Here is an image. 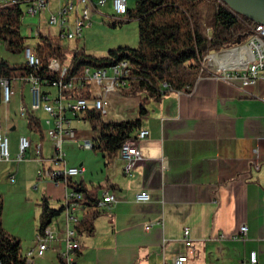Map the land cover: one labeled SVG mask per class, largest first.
<instances>
[{
    "label": "crops",
    "instance_id": "1",
    "mask_svg": "<svg viewBox=\"0 0 264 264\" xmlns=\"http://www.w3.org/2000/svg\"><path fill=\"white\" fill-rule=\"evenodd\" d=\"M51 1L41 20L47 12L49 16L55 14L65 3L57 0L52 9ZM29 27L30 23L26 26L28 33L33 28ZM39 31L43 35L48 33L44 23ZM9 105H3L0 99L3 109L0 123L6 134L17 129L19 118L15 113L8 115ZM112 105L114 115L123 118L119 121L139 118L138 131L147 130L149 136L137 142L142 162L129 176L122 173L120 152L114 157V166L111 159L104 158L93 166L88 155L68 161V166L82 170V175L72 180L93 189L99 212L94 232L89 236L78 235L80 249L76 252V264L169 262L186 253L181 239L184 228L190 230L195 252L186 264H240L250 252H255L258 264H264V82L241 88L236 82H224L209 75L200 77L190 93H171L159 99L145 94L127 97L121 89H116ZM66 119L71 128V122H80L82 116L67 114ZM20 136L29 135L17 136L12 156L17 153ZM90 137L75 133L77 140H93L95 136ZM47 140L51 144L47 147L49 151L46 156L41 151L38 164L44 165L45 159L50 161L53 156L52 142ZM63 140L64 145H74L66 136ZM255 161L257 170L253 166ZM12 163H0V176H14L13 182L8 179L10 184L16 179L10 167ZM41 182L47 181H38ZM60 184L55 186L60 189ZM48 187L46 184L47 190ZM141 192L149 196L146 203L134 200ZM105 193L114 196L115 202L103 205ZM0 198L4 207L1 192ZM65 201L66 197L57 203V208L65 207ZM31 212L30 209L28 214ZM156 221L162 225L145 231V226ZM2 226L22 241L23 254L35 246L36 231L27 237L20 227L9 226L3 211ZM67 226L65 217L51 223L49 227L59 239L39 259L40 264L52 258L59 264L58 254L65 248L63 234ZM242 226L247 228V235L235 240Z\"/></svg>",
    "mask_w": 264,
    "mask_h": 264
},
{
    "label": "trees",
    "instance_id": "2",
    "mask_svg": "<svg viewBox=\"0 0 264 264\" xmlns=\"http://www.w3.org/2000/svg\"><path fill=\"white\" fill-rule=\"evenodd\" d=\"M23 16V2L0 4V42L12 54L23 53L26 47L27 38L23 36L21 27ZM124 19L137 23V45L134 48L120 46L110 49L103 57H96L87 54L84 48L75 47L68 58L69 49L62 40L56 36L38 34L31 39L36 41L34 53L40 67L32 69L26 62L10 64L2 60L0 78L24 80L32 75L39 79L42 93L57 94L62 100L78 97L89 99L85 89L88 85L84 80L86 68H109L127 62L129 75L124 81L128 87L122 89L127 97L145 94L159 99L174 92L190 93L200 77L210 75L202 68L204 56L243 43L249 38L250 28L254 25L233 13L220 0H134L123 20L112 21L110 27L116 28ZM51 60H57L60 66L66 68L63 76L49 71ZM70 81H74L79 89L58 93V89L52 86ZM163 84L169 88L162 89ZM78 115L81 114L75 116ZM25 121L27 128L37 133L42 141L44 132L39 119L29 116ZM82 121L97 132L93 138V152L102 154L107 160L121 153L123 143L140 126L139 118L106 121L94 109L84 112ZM67 185L81 196L80 203L87 209L75 227L77 234L89 236L94 232V221L99 216L93 189H86L82 182L77 183L72 179L67 180ZM36 206L39 208L38 233H42L64 212V207L50 208L45 196ZM2 211L3 201L0 198V264H26L22 241L2 226ZM59 264H63L62 260H59Z\"/></svg>",
    "mask_w": 264,
    "mask_h": 264
},
{
    "label": "built area",
    "instance_id": "3",
    "mask_svg": "<svg viewBox=\"0 0 264 264\" xmlns=\"http://www.w3.org/2000/svg\"><path fill=\"white\" fill-rule=\"evenodd\" d=\"M49 0H0V4L7 2L24 3V18L33 19L30 23L28 37H37L38 34H43L39 31V27L44 23L47 27L48 33L51 36H56L60 40H73L74 38L80 39L84 30L90 29L95 23L93 15H99L101 18L98 23L101 25L110 26L114 17V22L123 20L129 8V0H65L64 5L57 9L55 14H51L48 19L41 20V14L46 10ZM110 1L113 14L101 15V8L106 6ZM106 18L107 19L106 21ZM72 19V20H71ZM37 22V26L34 24ZM100 25V26H101ZM29 27V28H30ZM31 32V34H30ZM44 35H48L45 33ZM25 62L28 67L38 69L40 62L36 57L34 51L26 46L23 51ZM202 68L210 75H215L219 80L224 82H236L241 88L254 87L259 82H264V25L254 24L250 28V36L243 43L237 44L227 49L217 52H210L204 56L202 60ZM49 71L55 74L64 75L66 68L60 66L57 60H51L48 65ZM129 75L127 62H120L109 68L84 70V80L88 85L85 89L89 93V99L76 98L74 100H62L60 96L42 93L40 81L36 77L30 75L26 79L0 78V99L1 103L5 106L10 104L12 99L20 96L21 104L18 111L19 118L27 119L31 116L39 118L40 113L47 115L46 136L51 140L53 145V156L51 162L54 167L44 168L40 163L37 171V178L41 181H50L54 184L63 183L65 185L66 206L64 207V217L68 224L64 230V243L65 248L60 251L58 257L62 260L63 264H76V250L80 249V242L76 226H78L81 219L79 215L84 214L85 207L81 204V196L76 194L67 185L68 179L78 178L82 175V170L78 167H70L65 163V152L63 150L64 140L66 136L68 141L80 150L92 151L93 140H77L75 132L67 126V114L77 115L83 114L88 109H94L100 112L101 116L106 121L122 120L117 115H114L112 98L116 89H125L128 84L124 78ZM53 87L58 89V93L62 90L79 89L74 81L65 84H53ZM167 84L162 85V89H168ZM23 91L28 92L29 97V110H27L23 102L25 97ZM180 93V92H177ZM66 126V127H65ZM149 136L147 130H139L135 135H131L123 143L122 155V173L129 176L135 166L142 162V156L137 147V142L145 140ZM31 147L29 136H20L17 141V153L12 156L10 151V141L7 134L3 132L0 123V163H8L13 161L20 164L25 161L26 153ZM34 160L41 162V150L39 145L36 146V151L33 157ZM112 165L114 166L115 158H111ZM113 160V161H112ZM254 168L258 169V163L253 162ZM10 182L14 181V176L10 175ZM136 203H146L149 196L145 192L135 195ZM102 204H112L115 202L114 196L105 193L101 200ZM262 207L264 211V194L262 195ZM87 211V210H86ZM154 225L161 226V221H156L152 224L145 226V231H149ZM247 235V228L242 226L239 230L235 240H242ZM57 234L47 227L42 233L36 232L35 246L24 253V260L26 264H34L35 260L42 259L45 252L51 248L53 242L58 241ZM182 242L186 250L185 254L178 255L171 259L169 262L162 264H186L189 257L194 256V248L192 245V238L190 230L184 228L182 230ZM240 264H258L255 252H250L245 261Z\"/></svg>",
    "mask_w": 264,
    "mask_h": 264
},
{
    "label": "rangeland",
    "instance_id": "4",
    "mask_svg": "<svg viewBox=\"0 0 264 264\" xmlns=\"http://www.w3.org/2000/svg\"><path fill=\"white\" fill-rule=\"evenodd\" d=\"M134 1V0H133ZM57 4V0H53L50 2L51 8H55ZM129 8L133 6V3L131 0L128 2ZM100 14L101 15H107V14H113L112 7L110 1L101 8ZM49 13L47 12L44 18L48 19ZM42 18V19H44ZM109 18H106V21ZM116 18L112 17L111 20L114 21ZM33 19L27 18L25 19L23 17L22 21V34L26 38L28 37V31L26 30V26L28 23H33ZM101 18L98 16H95L93 18V21L95 23L92 25L90 29H87L82 32V38L79 40L74 38L73 40H65L63 41V45L65 47H68L69 54L68 58L71 57V50L75 47L77 48H84L87 54L96 56V57H103L107 54V52L110 49H115L120 46H127L134 48L137 45V23L136 21H130L128 22L126 19L118 25L116 28H112L106 24L101 25L98 23L100 22ZM101 25V26H100ZM37 26V22L34 24V27ZM48 37L51 36L50 33H47ZM32 37H34V33L32 34ZM26 45L29 46L33 51L35 47V39L27 38ZM6 61L10 64H20L25 62V57L23 53L20 54H12L7 51L5 45L0 42V61ZM188 89V88H187ZM192 91V90H191ZM177 95L183 93H177L174 92ZM23 96L26 98L23 102L24 107L29 110V97L28 92L23 91ZM20 96H18L15 99H12L9 105V111L7 112L8 115L11 113H15V116L18 117V111L20 107ZM3 113V109L0 107V117ZM10 113V114H9ZM82 115H80L81 117ZM41 119V126L43 129V132L45 134L46 131V124L45 121L47 119V116H45L43 113L40 114ZM17 122V129L15 131H9V134H7L9 141H10V147H11V153L14 152V144L17 139V136L20 134H26L29 135V140L31 141V147L27 152V159L23 162H21L19 165H16L15 163H12L11 169L13 173L15 174V183L10 184L8 181V176L6 174H2L0 176V192L4 196V207H3V216L5 217V220H7L9 226L13 227H20L24 230L25 234H27V237L29 235L35 234V228L38 226V216L39 208L36 206V203H38L42 197H48L49 203H51L52 209H59L57 206L61 203L65 197V185L63 183L60 184V189H58L53 182L47 181L44 183H38L37 179V170L39 169V165L36 160L33 159L36 146L39 145L41 151L44 152V155L46 156L48 153L47 147H49L51 144L47 140V136L44 135V141L41 142L39 139V135L35 133L33 130H29L26 125V121L22 118L16 119ZM71 128L75 131L76 135H83L87 138H91V134L93 136H97V132L93 131L88 123H84L82 120L80 122H77L76 120H73L70 124ZM63 150L65 152V160L66 164H68V161H73L77 159L80 156H86L88 155L90 158L91 163H93V166L96 165L98 160L100 162H103L102 154L95 153L93 151H84L77 149L76 146L65 144L63 147ZM95 157V158H94ZM50 158L45 159L44 161V167L47 168L48 166L54 167ZM103 164V163H102ZM9 165V164H8ZM68 166V165H67ZM2 169L0 168V171ZM49 184V187L47 190L45 188V185ZM31 209V213L28 214L29 210ZM38 211V212H37ZM37 212V214H36ZM28 214V215H27ZM64 214L62 213L58 218L54 219L51 223H55L56 221L63 220ZM27 240V238H26ZM25 240V241H26ZM46 257V256H45ZM44 258V256H43ZM42 258V259H43ZM40 260H35L34 264H40ZM57 264V261L55 258H52L51 261L45 262V264Z\"/></svg>",
    "mask_w": 264,
    "mask_h": 264
},
{
    "label": "water",
    "instance_id": "5",
    "mask_svg": "<svg viewBox=\"0 0 264 264\" xmlns=\"http://www.w3.org/2000/svg\"><path fill=\"white\" fill-rule=\"evenodd\" d=\"M233 13L254 24L264 25V0H220ZM81 165H79L80 167Z\"/></svg>",
    "mask_w": 264,
    "mask_h": 264
},
{
    "label": "bare ground",
    "instance_id": "6",
    "mask_svg": "<svg viewBox=\"0 0 264 264\" xmlns=\"http://www.w3.org/2000/svg\"><path fill=\"white\" fill-rule=\"evenodd\" d=\"M120 154H121V157H122V155H123V147H122V149H121V153H120ZM76 251H77V250H76Z\"/></svg>",
    "mask_w": 264,
    "mask_h": 264
}]
</instances>
